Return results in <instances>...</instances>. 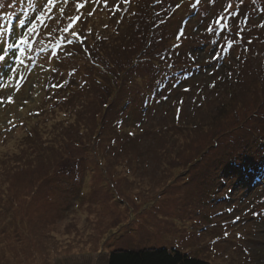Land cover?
Instances as JSON below:
<instances>
[{"label":"rangeland","instance_id":"obj_1","mask_svg":"<svg viewBox=\"0 0 264 264\" xmlns=\"http://www.w3.org/2000/svg\"><path fill=\"white\" fill-rule=\"evenodd\" d=\"M43 2L0 0V55ZM79 2V13L77 0L58 3L30 37L18 91L7 80L18 49L0 62V264H107L112 250L144 248L264 264V173L229 165L264 135V0ZM77 14L83 43L58 45L51 57ZM210 25L221 41L226 27L233 36L241 77L231 70L228 84L212 77L218 49H197ZM192 55L209 58L200 74L188 68Z\"/></svg>","mask_w":264,"mask_h":264},{"label":"trees","instance_id":"obj_2","mask_svg":"<svg viewBox=\"0 0 264 264\" xmlns=\"http://www.w3.org/2000/svg\"><path fill=\"white\" fill-rule=\"evenodd\" d=\"M226 32H227L225 36L226 39L224 41H221V38L223 37L225 33H223L220 30L217 33L214 32V34L209 35V37L211 38L207 39L206 41H203L202 46H198L197 49L199 48L198 51H201L202 53H205L206 52L205 48H208V47L218 49V50H214L213 54L211 55L212 57L210 61H211V64L216 65L218 69L221 70V72L218 74L216 72V75L212 77L213 79L214 78L218 79L220 77L221 82L228 84L229 79H231V76L228 73L233 69L236 70L237 73H239V70L234 68L235 66H237V64L233 62V60H235L237 56H235L234 53H230V50L233 47L234 42H233V36H231L228 32V27H226ZM239 32L241 35L243 36L245 35V31L243 27L239 29ZM239 47H241V44L239 45ZM173 48H177V47H175V45L174 46L171 45L167 49H173ZM198 55L199 53H197V56ZM216 55H219L220 58L213 59V57ZM195 58L197 61L196 62L194 61L195 63L189 62L188 68H190V70L191 68H193L194 70L197 71V73L200 74L203 70L207 68L206 60H209V58L203 57V59H200V58L198 59L196 56ZM160 64L161 63H159L157 66L158 71H160L162 68H166L165 65H160ZM123 70L127 71V67L125 65H124ZM182 73L186 74V71H182ZM191 74H193V71H191ZM239 76L241 77V73L238 74V78ZM262 82H263V76L261 75L259 76V82L257 83V85H261ZM196 90L199 91V89H196ZM201 92L202 91L200 90V93ZM147 98L153 99V96L147 95L145 100ZM140 99L141 98H138V97L136 98V104L139 103ZM143 107L144 106L142 104V106L140 107L141 111ZM258 111L260 112V109H258ZM252 116L254 115L252 114ZM247 149H248L249 154L246 152ZM237 155L238 157L237 159L233 160L234 162L233 161L229 162L230 166L231 164L233 166L237 164L238 166V164L242 162L244 163V165H248V164L253 165L254 168H256L259 173L260 172L264 173V135H262V137H259V138L249 139V141L246 142V145L237 153ZM249 170L251 171V169ZM255 178L259 179V177H252V176L250 177V179H255ZM107 264H210V263L199 260V259L190 258L177 251H168L166 249H161V248H144V249H139V250H127V249L112 250L108 254Z\"/></svg>","mask_w":264,"mask_h":264},{"label":"snow or ice","instance_id":"obj_3","mask_svg":"<svg viewBox=\"0 0 264 264\" xmlns=\"http://www.w3.org/2000/svg\"><path fill=\"white\" fill-rule=\"evenodd\" d=\"M87 2V0H86ZM96 3H100V0H95ZM129 0H124V3H128ZM202 2V0H195V4L199 5ZM212 2L214 3L215 0H212ZM58 3H62L63 5H67L69 3V0H46V2H43L40 10L38 11L37 15L34 17L33 20H31L28 24L27 30L26 32H24L19 40L17 41L16 44H9L7 49H4V55H0V62H4L8 53V49H11L13 47L18 49V53L14 54L15 55V66L12 67L9 70V74L7 75V80L10 82H14L15 83V88L18 91L20 89V87L22 86V83L25 80V77L23 75V72L20 70V65H22L24 63L23 57L26 55V53H30V51L33 49V40L30 39V37H35L36 35H38V29L40 26H44L47 27V21L54 19L53 17V11L55 6ZM104 6L108 7V3L107 0H103ZM77 13L80 12L81 9H83L85 7L84 3H80L79 0H77V3L75 5ZM175 7L177 9H179L181 7V4L178 2L176 3ZM232 5H229V8H231ZM121 7L120 4H117L116 7L113 9V11H120ZM60 11V15H61V19L64 18V13H65V8L64 7H60L59 9ZM93 12H89L88 15L91 16L93 15ZM68 22L59 29L61 36L60 38L56 41V44L52 45V50H51V57H56L57 56V46L58 45H64L65 43L67 44H72L74 40H79L81 43H83L84 41V37L74 31V27L75 25L81 20V16L79 14L77 15H72L67 17ZM21 23L23 24L24 21H21ZM57 23H59V21H57ZM215 24L217 26V28L221 27L223 24V17H218L215 20ZM105 27H107L105 25ZM259 27L264 28V24L259 25ZM55 31V29L53 30ZM206 32L211 35L214 34V28L210 25L207 29ZM71 36L72 39H68V36ZM185 36V31L183 29L179 30L177 33V40L182 39ZM49 38H51V34H49ZM249 43H251V41H249ZM175 47H179V45H175ZM37 52H41L43 51V48H37L35 49ZM70 55V54H69ZM167 57H161V59H166ZM219 55H216L213 57V59H219ZM191 59H193V61H195V57H191ZM40 67H43V65H40ZM74 75V72L71 73ZM229 75H231V72L229 73ZM6 86V85H5ZM65 86L64 83H57V84H53L51 85V87L53 89H61ZM210 87H215L214 84L210 85ZM185 92H189L191 91L188 88L184 89ZM165 99H167V97H165ZM2 102V101H0ZM8 103H14V99L12 96L8 97ZM181 105L183 104V101H180ZM181 111V109L177 110L178 113V117H179V112ZM37 115L39 113H36ZM11 123V122H10ZM14 126V125H13ZM129 135H134V133H129ZM237 220H239V217L236 218ZM235 223V221H234Z\"/></svg>","mask_w":264,"mask_h":264}]
</instances>
